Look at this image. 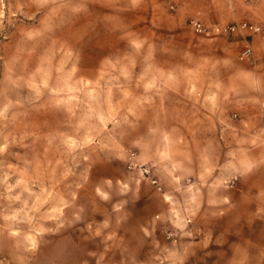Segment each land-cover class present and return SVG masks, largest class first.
<instances>
[{"label": "rangeland", "instance_id": "obj_1", "mask_svg": "<svg viewBox=\"0 0 264 264\" xmlns=\"http://www.w3.org/2000/svg\"><path fill=\"white\" fill-rule=\"evenodd\" d=\"M250 1L217 20L180 0H0V264H264L244 209L189 221L211 235L206 259L186 254L199 141L167 134L207 87L256 83L230 44L261 30Z\"/></svg>", "mask_w": 264, "mask_h": 264}, {"label": "crops", "instance_id": "obj_2", "mask_svg": "<svg viewBox=\"0 0 264 264\" xmlns=\"http://www.w3.org/2000/svg\"><path fill=\"white\" fill-rule=\"evenodd\" d=\"M194 3L217 20L220 15L224 18L237 15L236 0H180L176 10ZM248 7L252 13L249 17L261 29L252 35V54L239 59L244 40L230 44L236 49L239 60L252 61L256 83L244 87L246 90L230 84L207 87L201 97L200 115L174 120L167 132L174 139L186 140L192 136L199 141V169H195L199 181L183 185L184 200L193 206L184 214L186 225L180 227L179 234L196 237L199 231V241L190 242L183 249L190 257L199 252L200 260L206 259L211 233L205 227L196 229V223L188 225L189 221L223 219L233 225L241 219V209H244L242 218L264 221V72L256 71L264 67V62H257L264 56V0L250 1ZM220 26L221 23H214L210 28ZM211 92L216 93L213 101L209 99ZM211 146L215 147V152L210 160H204ZM235 246L234 243L231 246L233 253Z\"/></svg>", "mask_w": 264, "mask_h": 264}, {"label": "built area", "instance_id": "obj_3", "mask_svg": "<svg viewBox=\"0 0 264 264\" xmlns=\"http://www.w3.org/2000/svg\"><path fill=\"white\" fill-rule=\"evenodd\" d=\"M191 24L196 29H198L199 31L206 33V29L200 23H197L194 21V22H191ZM246 28H247V24L244 22L243 23H232L230 25L220 27L219 32L224 33V34H234V33L240 32L242 30H245ZM258 30L259 29L257 27L253 28L254 32H258ZM251 54H252L251 47L248 44H246L244 46V49L240 53L239 58L244 59V58L249 57ZM143 171H145V173H147L146 170H143Z\"/></svg>", "mask_w": 264, "mask_h": 264}]
</instances>
